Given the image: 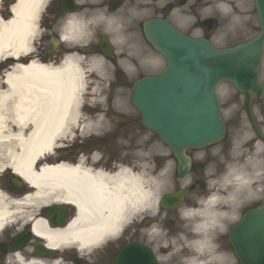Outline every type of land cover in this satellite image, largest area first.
Masks as SVG:
<instances>
[{"label": "bare ground", "instance_id": "obj_1", "mask_svg": "<svg viewBox=\"0 0 264 264\" xmlns=\"http://www.w3.org/2000/svg\"><path fill=\"white\" fill-rule=\"evenodd\" d=\"M14 1L7 10L8 17L0 13V66L8 61L11 64L0 81V172L12 170L33 190L23 197L0 190V233L15 221H28L35 235L58 252L69 243L85 249L104 234L116 232L140 210L153 211L160 186L140 173L139 167L133 171L119 166L106 173L93 168L94 164L84 165L83 157L75 164H44L56 157L54 147L75 129L81 126V129L97 130L104 120L97 113L93 120L81 121L80 103L87 84L95 85V81L91 79L87 83L86 70L77 53L61 58L56 64H43L31 56L44 0ZM68 20L62 31L64 39L80 43L82 35L88 34L85 25L77 22L76 16ZM101 22L108 27L120 24L117 15L105 13L101 14ZM102 65L99 58H91V67L96 69ZM53 202L76 207L75 217L65 228H50L43 219L33 217L38 206ZM207 204L202 203L200 209L193 212L201 236H209L211 220L217 218L214 208ZM27 209L30 212L27 213ZM204 242L209 245L206 239L197 241L200 249L207 248ZM15 257L21 264H59L57 260L35 256L26 260L19 253H15ZM189 264L203 262L193 260Z\"/></svg>", "mask_w": 264, "mask_h": 264}, {"label": "flooded vegetation", "instance_id": "obj_2", "mask_svg": "<svg viewBox=\"0 0 264 264\" xmlns=\"http://www.w3.org/2000/svg\"><path fill=\"white\" fill-rule=\"evenodd\" d=\"M186 1L187 0H104V7L107 13L117 12L119 9H122L123 13H120V17L126 16L127 12L129 13V11H132L135 16H139L142 20H144L154 16H165L172 11L173 7H175L178 2L184 4ZM75 2L80 5L79 9L81 10V0H75ZM63 15L64 14L60 10V0H51L42 14L41 25L45 26L47 30H44V33L40 36L37 44H35L37 45L35 46L36 51L32 56H36L38 59L46 62L51 61L56 63L60 60L65 49L63 44L55 45L54 42L59 38L60 28L58 24ZM139 31L138 35L143 40L141 25L139 26ZM95 38L97 41L98 36ZM121 52L123 51L121 50ZM134 52H137L136 49L132 51V53ZM140 54H135L134 60L139 57L141 60L145 59V52ZM121 58V56L111 57L107 60V63L120 68L121 62L118 61H120ZM131 70L132 78H138L146 74H151L141 71L137 72L140 70V67L136 65L133 66ZM151 70L153 71L152 73H154L159 70V66L157 68L154 67ZM260 77L264 82V62L260 70ZM233 98L238 105L236 108L237 112L231 117L230 122L228 123L226 135L217 144L218 147L216 149L218 154V163L220 166V174L229 176L233 171L242 169L244 174L251 175V193L249 195L239 197L238 202L232 207V210L227 206H223V208H227L228 212L226 217L220 221L222 228L219 230L217 235L212 237V239H215L216 252L222 258L219 264H242L239 257L241 256L244 258V254L252 259L248 260L249 264H264V239L260 240L257 245L247 247L244 244H240L239 238H236L235 244L232 243L230 238L231 229L234 225L240 222L242 214L247 209L256 208L258 203L264 197V144L257 139V136L248 125H242L245 96L238 92H234ZM254 103V111L259 124L258 126L264 132V98L254 100ZM119 127H129V124L123 123L120 124ZM116 131L119 132L120 130L116 129ZM94 143H100L99 146L101 145V147H104L105 144H108V140L105 141V144L103 140L88 141V144H84L81 150L86 154L91 153L95 148ZM215 151L210 150L205 153L204 158L206 163L208 158ZM168 154L170 158H173V154L170 151H168ZM196 154H198V152L190 151V157L194 158ZM165 155L166 154H164V156ZM105 158L112 162V160L107 156ZM69 159H72V157H69ZM102 162L104 163L105 160ZM190 173L191 177L189 178L188 183L198 180V174L195 167L191 168ZM4 178H6L5 175L3 176V179ZM9 179L10 178H7L6 182L2 184L4 192H9L12 195H19L25 191L23 188L20 191H16L10 186ZM187 198L185 200H187ZM247 200L248 203H240V201L246 202ZM71 216V211H67L64 215L66 220L70 219ZM171 222H173L175 227L177 220L172 219ZM144 230V220H139L136 223L133 222L130 226H125L120 236L111 239L106 243L103 254L96 256V258H93L89 261V263L80 259L77 264H112L113 255L116 254L120 247L129 243H146L151 249L157 250L158 253L161 251L166 252L167 258L164 264H184V259L192 254L188 251L186 243L180 241L182 239H189L188 236L166 237V239L172 241V244L167 245L165 249L160 245H154L157 244L154 243V241L150 242L149 239H146ZM249 241H251V239H249ZM8 243V237H5L3 240L0 238V256L7 252L6 245Z\"/></svg>", "mask_w": 264, "mask_h": 264}, {"label": "water", "instance_id": "obj_3", "mask_svg": "<svg viewBox=\"0 0 264 264\" xmlns=\"http://www.w3.org/2000/svg\"><path fill=\"white\" fill-rule=\"evenodd\" d=\"M260 35L233 50L213 49L205 40L190 39L163 20L145 24L147 39L168 62L161 76L139 81L132 99L146 127L176 151L201 147L224 132L215 97L222 80L238 88L251 84L264 41V0H255Z\"/></svg>", "mask_w": 264, "mask_h": 264}, {"label": "rangeland", "instance_id": "obj_4", "mask_svg": "<svg viewBox=\"0 0 264 264\" xmlns=\"http://www.w3.org/2000/svg\"><path fill=\"white\" fill-rule=\"evenodd\" d=\"M1 2H2L1 11H2V14H4L5 18H6L7 17V15H6L7 12H5V11H7L6 10V6L3 5V1H1ZM240 5H241V8H242L243 11L248 10L250 8V4L247 3V2H246V4L240 3ZM215 6H216V3L212 2V0H210L209 2H207L205 0H202V1L201 0L200 1L194 0V1H191V2H187L182 7L177 8L178 11H177L176 14H174L175 17L173 19H174L175 23H177L179 25V27H181L183 29V31H185V32H187L189 34H197L198 31L191 29V28H193V26L189 29V26L193 23V17L190 16L191 11H199L201 17H210V16H212L213 18L219 19V18H217L218 13L215 11ZM181 12H183V15L179 14ZM243 14H244V16H246L247 13H243ZM219 21L220 22H219V25H218L217 32H222L224 34L236 32L237 28H235V27L238 24L235 25V26L234 25L230 26V27L227 26L225 28V30H222V28L220 27L222 20L219 19ZM220 37H221L220 34H216V36H215V33H214V35L212 37V42L215 45L219 46L222 43V42L219 41ZM81 59H82V65L85 67V70H86L87 83L91 79L96 80V77H95L94 73L97 74V75L98 74L100 75L102 73L105 76L107 75V73L105 74V70L106 69L99 68V66L96 69H95V67H91L90 66V60L91 59L89 60L88 57L81 58ZM7 65L9 66L10 62L4 63L0 67V76H1V72H3V70L6 68ZM88 74H90V75H88ZM102 81H103L102 85L100 84L98 87L93 88V89H88L87 91L88 92L91 91V92L95 93L96 97L94 98V101H95V103L101 102L102 103L101 105H103V106H101V108L108 109L110 107L108 115H106V114L104 115V119H105L104 127L105 126L109 127L110 123L112 122L111 119H110V115L111 114H113V115H121L124 118L129 116L131 118L133 113L128 112L127 110L125 112H120V108L118 109L117 106H116L117 103L119 104V103H123L124 102L123 99H120L121 97L118 94L121 91V89L111 88V86L109 88L105 89V87H106V84H105L106 79H105V81L104 80H102ZM106 97H108L109 100H108L107 103L103 104L101 99L105 100ZM96 107H98V106H96ZM93 114H94L93 112H91V113L87 112L85 114L82 113V117L81 118H82L83 122H85L87 120H93V118H94ZM84 130L85 131H94L92 128H90V129L88 128V129H84ZM145 134H146V136H145V139H146L147 137H149V134H147L146 132H145ZM150 144L151 145H149V148L147 150H145L144 154H143V156L145 157V161H146V163H145V168H146L145 169V176H147V174H150L149 172L152 171V166H151V162H150L149 159L153 156L152 155L153 153L151 152L154 149L153 141ZM125 157L126 158H131L133 156H130L129 153H127V154H125ZM146 158H148L149 162H147ZM153 184H154V182H153ZM166 190L167 191L170 190V187L168 185H166L165 191Z\"/></svg>", "mask_w": 264, "mask_h": 264}]
</instances>
